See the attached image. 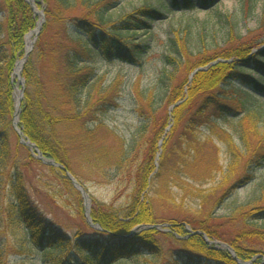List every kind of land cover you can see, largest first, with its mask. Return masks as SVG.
Segmentation results:
<instances>
[{
	"label": "trees",
	"instance_id": "16d2710c",
	"mask_svg": "<svg viewBox=\"0 0 264 264\" xmlns=\"http://www.w3.org/2000/svg\"><path fill=\"white\" fill-rule=\"evenodd\" d=\"M3 1L5 9L8 10V20L12 21H7L10 22L7 34L4 39H0V167L10 160V131L15 110V84L12 74L16 62L25 55V38L36 27L37 21L35 12L26 0ZM158 1L162 3L161 7L167 6L165 4L167 0ZM170 1L169 10L181 9L192 12L201 10V5L215 9L221 0ZM36 2L41 9L46 6L45 23L34 50L24 64L22 74L26 87L19 115V127L24 137L35 143L46 158L53 159L67 170H71L68 154L62 152L67 148L59 139L57 128L66 127L86 116L87 112L83 113L85 107L82 108L80 105L83 93L85 89L90 88L91 83L92 88L96 87L98 90L100 88L92 82L93 68L85 66L83 62L98 56L108 61L141 65L140 58L148 53L149 46L147 43L137 41L134 35L151 29L154 21L164 17V12L144 2L119 20H113L109 13L111 0H36ZM250 8L251 5L248 9ZM137 14L143 15L149 23L136 18ZM18 17L19 21L12 24L13 19ZM223 23H229L224 47L215 48L212 54L203 47V51L193 55L188 49L185 34L173 32L169 35L168 48L177 55L180 62L186 60L190 64V70L201 65L208 67L197 72L191 83L186 80L176 85H172L175 74L166 70V80L165 82L162 80L163 84H166V90L162 95H154L152 91L144 95L139 93L137 111L153 120L154 130L152 129L153 132L148 139L147 153L137 170L135 189L124 214H118L108 205H100L99 210L94 208L91 213L93 222L102 227L104 239L80 237L71 240L65 230L48 220L46 214L42 212L27 186L23 171L14 167L9 173L8 186L12 196L5 215L9 220L16 217L22 223L34 249L43 251V264L122 262L141 264L143 258L149 257L157 261L163 260L164 264H241L240 262L264 264V205L262 202L258 203L259 200H249L231 214V219L241 220L243 225L236 228L230 239H226L213 225L210 213L203 219L197 217V220L195 217L180 219L178 216L160 220L153 204V197L148 194L157 177V181L163 183L164 188L155 196L161 200L166 199L165 201L169 203L174 200L167 186L170 170L165 168L170 153L165 149L160 157L158 147L170 122L173 123L174 129L183 126L186 131L192 132L190 135L195 136L193 134L195 126L209 123L211 115L226 118L245 110L246 101L243 99L241 89L245 87L249 89L252 97H264V48H257L260 43L254 40L253 32L249 31L246 37L240 36L236 30V23L230 16H226ZM48 48L50 51L47 54ZM37 58L49 63L48 72L52 84L55 83L56 96L44 95L39 75L36 74L39 72L34 67ZM167 59L170 66L173 65L175 69L177 65L174 60L169 57ZM212 62L215 64L209 65ZM180 66L181 64L178 65ZM251 72L258 74L262 79H257ZM100 91L102 93L97 97L100 101L99 107L108 109L116 104L119 98L118 84L113 83L104 89L101 87ZM90 98L91 94L86 104ZM142 98L146 99L148 109L143 105ZM164 104L168 110L166 109L162 119L157 121L156 114ZM159 121L162 125H158ZM184 122H187V125ZM250 122L252 116L247 115L240 124L241 140L246 148L249 143L247 136L244 135L246 129L250 127ZM226 135L228 136L225 142L229 143L233 155L229 167L231 174L225 182L227 184L231 176L237 174L235 168L241 159L238 158L240 150L235 146L231 135ZM193 139L200 144L196 137ZM164 144L166 146L167 143ZM254 154L259 159L258 163L264 159V144L261 150L253 152ZM177 157L183 164H188L189 160L185 156ZM157 165L160 166V170ZM52 172L55 174L54 168ZM59 172L63 177V180H59L65 184L68 192L78 199L76 209L83 216L84 208L78 191L67 181L66 172L63 169ZM253 179V176L246 173L237 181L245 184ZM1 183L2 180L0 185ZM236 187L234 184L228 191ZM207 196H204L206 202ZM170 208L176 210V207ZM157 224L169 225V231L157 229ZM136 226H139V230L132 235L130 231ZM165 240L175 243V247L165 249ZM220 243H228L235 256ZM169 256L172 259H169ZM2 257L0 253V262Z\"/></svg>",
	"mask_w": 264,
	"mask_h": 264
},
{
	"label": "rangeland",
	"instance_id": "374dc122",
	"mask_svg": "<svg viewBox=\"0 0 264 264\" xmlns=\"http://www.w3.org/2000/svg\"><path fill=\"white\" fill-rule=\"evenodd\" d=\"M26 1L35 12L37 19L36 27L29 32L31 33L41 22V27H43L46 6L44 5V9H41L36 0ZM111 1L109 13L113 20H119L124 14L130 13L133 8L141 6L144 2L152 7L162 9L164 17L154 21L151 29L147 32L140 31L134 35L137 41L147 43L149 46L148 53L140 58L141 65L134 66L122 61H108L98 56L86 59V64L83 62L85 66L93 68L92 82L100 88L99 90L96 87L92 88L91 83L90 88L85 89L80 105L82 108L85 107L83 113L87 112L86 116L84 115L81 120L70 123L66 127L59 126L57 128L59 139L67 148L62 152H67L72 168L68 170L69 175L65 174L67 181L71 182V178L75 179L85 191V195H83L74 187L83 204V216L76 209L78 199L72 196L65 184L59 180H63L59 172L61 168L40 160L38 154L36 155L31 147L22 143L21 136L15 128L21 129L19 127L21 109L18 112L17 97L19 94L23 95V102L26 87V81L22 74L24 66L20 78L16 76L15 69L17 63L24 57L15 64L12 74L15 84V110L12 119L13 126L10 131V160L0 167V181L2 180L0 185V253L3 255L0 264H43L44 260L43 251L34 249L22 223L16 217L9 220L5 215L12 196L10 186H8V175L14 167L23 171L27 186L47 219L65 230L71 240L80 237L93 240L105 238L102 227L95 223L91 224L93 219L90 222L87 217V214L91 216L94 208L99 210L100 205H108L118 214H124L135 189L137 170L147 153L148 139L154 130L153 120L137 111L139 93L144 95V93L152 91L154 95H162L166 90V84L162 82V80H166V70L175 74L172 85H176L186 80L191 83L197 72L206 70L208 67L201 65L190 70V64L186 60L180 62L177 55L168 48V37L171 33L185 34L188 49L193 55L203 51L204 48L209 51V54H212L215 48L224 47L229 23L226 24L223 21L225 22L226 16H230L231 19H234L236 30L240 36L246 37L247 33L251 31L254 40L260 43L257 48H264V0H221L215 9L199 5L201 10L192 12L181 9L169 10L170 0L166 1L167 6L164 8L161 7L162 3H159L158 0ZM249 5H251L250 9H248ZM136 18L149 23L141 14H137ZM19 19V17L13 19L12 24H15ZM7 21L12 20H8V10L4 7V1L0 0V39H4L7 34L10 23ZM32 34L34 47L36 36L34 33L30 35ZM26 42L27 38H25ZM257 48L255 49L258 50ZM49 51L48 48L47 54ZM168 57L176 63L175 69L173 65L170 66ZM180 64L181 66L178 67ZM214 64L215 62H212L209 65ZM48 66L47 61L42 62L38 58L34 64L39 72L36 74L39 75L44 95L51 97L52 95L56 96V86L55 83L52 84ZM251 74L257 79H262L254 72ZM113 83L119 85V98L115 105L103 109L98 106L100 101L97 100V97L102 93L100 89ZM241 90H243L241 92L244 94L243 99L246 101V106L240 114H233L226 118L211 115L209 123L195 126L193 131L195 136L190 135L192 132L186 131L187 129L183 126L174 129L172 122L165 128L163 139L160 140L158 147L160 148V157L165 149L170 153L165 168L170 170L167 186H169L174 200L169 203V201H165L166 199L161 200L155 196L157 192L161 193L164 188L163 183L157 181V177L148 192L153 197V204L160 220L172 216H178L180 219L183 217L203 219L210 213L217 231L225 235L226 239H230L236 232V228L243 225L241 220L231 219V214L249 200L257 199L258 203L262 202L264 205V159L262 158L258 163L259 159L256 154L253 155V152L260 151L264 144V97H252L246 87ZM89 94H91V98L86 104ZM142 103L145 108H149L145 98H142ZM166 109L168 110V107L164 104L157 112V121L162 119ZM247 115L252 116L249 129L253 131L251 133L248 128L247 132L245 131L246 135L244 136H247L246 139L248 138V148L241 140L240 129V124ZM15 121H17V125L14 123ZM184 124L187 125V122ZM158 125H162V123L160 122ZM226 134L231 135L232 141L240 150L238 158L241 159L235 168L237 174L230 175L231 179L227 184L225 182L231 174L229 167L233 161V155L229 143L225 142V138L228 136ZM193 137L200 140V144L194 142ZM29 142L31 141L29 140ZM164 143H167L166 146ZM177 156H185L189 160L188 164H183ZM157 167L160 170V166L157 165ZM52 168H54L55 174H53ZM246 173H249L254 179L248 180L245 184L238 182L240 176ZM233 181L237 182L233 183ZM234 184L237 187L228 191ZM209 194L211 195L207 196ZM204 196H207V202ZM170 207H176V210H172ZM205 212L207 213L205 214ZM159 225L161 224H157L159 227H156L157 229L169 231V225ZM187 229L192 230L191 228ZM138 230L139 226L133 227L130 233L135 235ZM223 244H227L223 247L235 256L231 246L228 243ZM164 247L170 250V247H175V243L165 240ZM168 258L172 259L170 256ZM119 264L134 263L122 262ZM141 264L164 263L163 260L157 261L149 257L143 258ZM242 264H251V262Z\"/></svg>",
	"mask_w": 264,
	"mask_h": 264
},
{
	"label": "water",
	"instance_id": "95a60500",
	"mask_svg": "<svg viewBox=\"0 0 264 264\" xmlns=\"http://www.w3.org/2000/svg\"><path fill=\"white\" fill-rule=\"evenodd\" d=\"M29 55V52H27V55H26V57ZM22 97V96H21ZM22 99V98H21ZM18 111H20V103H19V108H18ZM15 123V122H14ZM16 128V127H15ZM16 130H17V132H18V134L19 135H21V131H19L17 128H16ZM22 141V143L24 144V145H27V146H29V147H31L32 149H34L37 153H38V157L43 161V162H45V163H47V164H50V165H54V166H60V167H62L59 163H57V162H55L54 160H51V159H47L45 156H44V154L41 152V150L38 148V146L36 145V144H34V143H31V142H27V141H25L24 139H22L21 140ZM66 172H67V170L64 168V167H62ZM69 175V174H68ZM71 180H72V182L75 184V186H79L78 188L81 190V193L83 194V195H85V191L83 190V188L81 187V185L75 180V179H72L71 178ZM226 246V245H225Z\"/></svg>",
	"mask_w": 264,
	"mask_h": 264
},
{
	"label": "bare ground",
	"instance_id": "6f19581e",
	"mask_svg": "<svg viewBox=\"0 0 264 264\" xmlns=\"http://www.w3.org/2000/svg\"><path fill=\"white\" fill-rule=\"evenodd\" d=\"M33 33H34V32H33ZM34 34H36V33H34ZM33 38H34V37H33V34H32V35H29V36L27 37V47H26L27 50H30V48H31V46H32V44H33ZM22 66H23L22 61H19V62L17 63V65H16L15 74H16V76H17L18 78L20 77ZM17 101H18V104L21 102V94L18 95V97H17Z\"/></svg>",
	"mask_w": 264,
	"mask_h": 264
}]
</instances>
